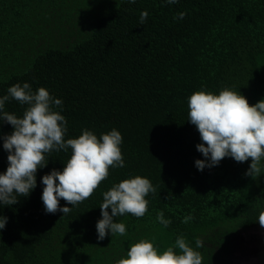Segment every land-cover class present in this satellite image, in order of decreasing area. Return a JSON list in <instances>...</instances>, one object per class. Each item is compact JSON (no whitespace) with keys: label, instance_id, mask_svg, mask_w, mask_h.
I'll return each instance as SVG.
<instances>
[{"label":"trees","instance_id":"trees-1","mask_svg":"<svg viewBox=\"0 0 264 264\" xmlns=\"http://www.w3.org/2000/svg\"><path fill=\"white\" fill-rule=\"evenodd\" d=\"M24 82L62 99L65 139L84 128L98 137L119 130L125 166L110 167L77 206L61 198L68 214L47 213L41 177L62 171L71 155L53 151L31 194L0 205L8 218L0 264H114L139 239L155 238L163 251L180 234L194 248L195 238L204 241L203 264H234L242 233L261 228L264 170L247 175L251 158L230 157L198 170L200 134L187 119L188 97L201 89L230 88L250 105L264 99V0H0V96ZM25 107L10 100L5 110L22 116ZM12 130L0 123V136ZM7 155L0 139V172ZM136 175L156 188L148 212L117 217L127 235L98 240L102 193ZM160 210L172 221L167 228L156 221Z\"/></svg>","mask_w":264,"mask_h":264},{"label":"clouds","instance_id":"clouds-1","mask_svg":"<svg viewBox=\"0 0 264 264\" xmlns=\"http://www.w3.org/2000/svg\"><path fill=\"white\" fill-rule=\"evenodd\" d=\"M135 2L128 0V3ZM164 2L171 5L179 0ZM148 15L146 10L141 13V24ZM184 16L181 12L174 19L182 20ZM10 100L26 105L22 116L5 110ZM188 109L187 120L200 134L201 143L196 148L205 158L195 160L198 170L217 166L225 157L237 162L251 158L246 174H261L264 170V99L250 105L244 95L230 88L218 94L201 89L188 97ZM62 111L61 98L51 95L45 87L34 91L28 82L14 84L0 96V123L7 122L13 127L10 134L0 136L3 149L8 153L7 168L0 172V205H14L18 197L31 194L37 187V170L47 166L53 151L71 149V155L62 171L53 168L41 177L40 183L44 186L41 200L47 213L68 214L107 179L110 167L125 166L121 151L123 136L119 130L112 128L98 137L93 130L84 128L78 137L65 139L68 121ZM155 192L150 179L139 175L113 183L102 193L103 201L99 206L102 218L96 223L97 239L102 241L109 233L111 236L127 235L126 224L117 222L116 218L125 214L143 217L148 212L146 197ZM61 198L72 207H61ZM193 219L189 214L183 222ZM156 221L165 228L172 223L162 210L157 212ZM7 222L8 218L0 215V230L5 229ZM256 222L264 228V211L259 213ZM154 241L155 238H142L132 243L126 255L114 264H203L198 249L204 247V241L199 237L195 238L194 248L180 234L174 244L163 251Z\"/></svg>","mask_w":264,"mask_h":264},{"label":"rangeland","instance_id":"rangeland-1","mask_svg":"<svg viewBox=\"0 0 264 264\" xmlns=\"http://www.w3.org/2000/svg\"><path fill=\"white\" fill-rule=\"evenodd\" d=\"M234 264H264V228L242 233Z\"/></svg>","mask_w":264,"mask_h":264}]
</instances>
